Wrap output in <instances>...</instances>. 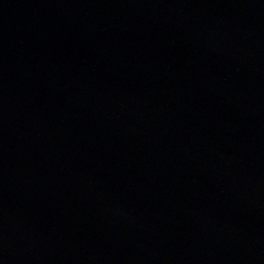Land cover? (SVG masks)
<instances>
[{
    "label": "water",
    "instance_id": "1",
    "mask_svg": "<svg viewBox=\"0 0 264 264\" xmlns=\"http://www.w3.org/2000/svg\"><path fill=\"white\" fill-rule=\"evenodd\" d=\"M0 264H264V0H0Z\"/></svg>",
    "mask_w": 264,
    "mask_h": 264
}]
</instances>
